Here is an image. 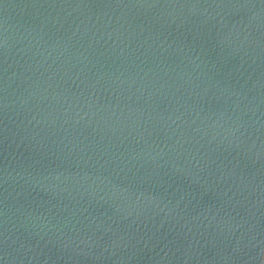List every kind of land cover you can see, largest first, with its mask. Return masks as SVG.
Masks as SVG:
<instances>
[{"label": "water", "instance_id": "95a60500", "mask_svg": "<svg viewBox=\"0 0 264 264\" xmlns=\"http://www.w3.org/2000/svg\"><path fill=\"white\" fill-rule=\"evenodd\" d=\"M248 3L0 0V264H236L264 140Z\"/></svg>", "mask_w": 264, "mask_h": 264}, {"label": "clouds", "instance_id": "9594fccd", "mask_svg": "<svg viewBox=\"0 0 264 264\" xmlns=\"http://www.w3.org/2000/svg\"><path fill=\"white\" fill-rule=\"evenodd\" d=\"M215 7L220 8L223 6L216 5ZM233 7L252 11L254 19L264 21V0H261L259 4L248 3L234 5ZM257 156L261 161L259 177L261 195L256 206V212L253 214L252 222L242 232L241 239L235 249L236 264H264V140L261 141ZM230 258L229 256L223 257L225 261Z\"/></svg>", "mask_w": 264, "mask_h": 264}]
</instances>
